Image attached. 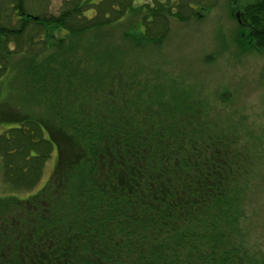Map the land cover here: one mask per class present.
<instances>
[{"label":"trees","instance_id":"1","mask_svg":"<svg viewBox=\"0 0 264 264\" xmlns=\"http://www.w3.org/2000/svg\"><path fill=\"white\" fill-rule=\"evenodd\" d=\"M242 2L264 54V0ZM51 4L0 0V49L20 60L12 85L32 107L8 103L0 117L14 123L0 133L4 181L26 192L0 197V264H251L236 141L210 130L208 99L143 72V50L176 16L171 0ZM51 31L68 48L53 50ZM133 37V51L118 44Z\"/></svg>","mask_w":264,"mask_h":264},{"label":"rangeland","instance_id":"2","mask_svg":"<svg viewBox=\"0 0 264 264\" xmlns=\"http://www.w3.org/2000/svg\"><path fill=\"white\" fill-rule=\"evenodd\" d=\"M64 1L52 0L50 12L58 13ZM142 3L153 4L154 0H136V4ZM171 3L176 16H168L166 38L143 50V72L151 80H173L171 84L179 89L187 86L196 99H208L213 105L206 118L210 130L229 134L236 141L245 166L240 177L242 244L251 264H264V54L249 41L248 30L241 24L242 0H171ZM190 5L203 9L193 13ZM51 33L56 35L51 41L53 50L68 48L70 41L63 39L65 33ZM139 41V37H133L132 43L121 39L118 44L128 45L133 51ZM9 47L14 49L16 45L11 43ZM7 49H0V117L4 119L8 112L3 107L8 103L20 110L32 108L23 104L20 86L15 82L12 85L20 60L5 57ZM13 124L0 121V133ZM57 161L56 149L34 193L50 180ZM14 193L23 196L26 192L8 186L0 169V197Z\"/></svg>","mask_w":264,"mask_h":264},{"label":"water","instance_id":"3","mask_svg":"<svg viewBox=\"0 0 264 264\" xmlns=\"http://www.w3.org/2000/svg\"><path fill=\"white\" fill-rule=\"evenodd\" d=\"M238 17H239V15H238Z\"/></svg>","mask_w":264,"mask_h":264}]
</instances>
